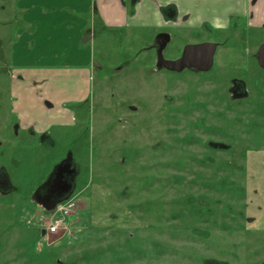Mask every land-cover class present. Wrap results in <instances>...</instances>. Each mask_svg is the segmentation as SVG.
I'll list each match as a JSON object with an SVG mask.
<instances>
[{"label": "rangeland", "instance_id": "374dc122", "mask_svg": "<svg viewBox=\"0 0 264 264\" xmlns=\"http://www.w3.org/2000/svg\"><path fill=\"white\" fill-rule=\"evenodd\" d=\"M20 1L0 0V165L13 187L0 194V264H263L264 72L254 54L264 29L210 39L170 21L167 58L189 42L218 43L210 72L177 74L157 68L153 30L129 29L124 38L83 18L81 34L94 32L84 51L42 43L40 32L30 37L35 17L25 13L38 4ZM54 9L53 19H41L46 30L56 21L59 30L72 26L63 18L59 27V17L78 13ZM85 53L90 79L68 76ZM235 80L243 96L233 93ZM21 106L33 110L35 129L57 110L74 117L42 142L34 128L13 134ZM68 160L77 166L70 193L45 204L40 191L62 182L56 168ZM70 199L67 231L47 236L42 222Z\"/></svg>", "mask_w": 264, "mask_h": 264}, {"label": "crops", "instance_id": "0c3cea01", "mask_svg": "<svg viewBox=\"0 0 264 264\" xmlns=\"http://www.w3.org/2000/svg\"><path fill=\"white\" fill-rule=\"evenodd\" d=\"M20 2L24 4L25 9L31 8L34 4H38L36 5L38 7L37 9L35 8L32 11L27 10L25 12L27 17H35L32 22L35 24V27H33L32 32L29 33L31 38L38 35L40 32L42 43L46 41H48V43L55 41L54 45L65 47L66 44H69L70 48L81 49V51L85 45L87 46L89 44L87 34H85V36L81 34L80 26L82 25L81 20L83 18H86L89 25L92 27L96 25L98 19L101 27H109L110 29L120 32L128 31L133 28H159L163 26L160 7L167 5H174L179 18L183 17L187 19V25L190 27H196L202 22H208L216 29H223L232 25V19L238 18L250 19L249 23L252 26H260L264 23V0H257L254 4H251V0H21ZM61 7H67L69 11L78 14L75 17L71 16L72 18L59 17V19L61 18L59 27H62L61 21L63 18H67L66 20L73 19V27L70 25L67 30H59L56 21V26L53 27V31L46 30L41 24V19L46 16H50V18L53 19V15L57 13V10L53 12V15L49 14V11H53L52 8L58 9ZM56 18L58 19V17ZM74 20L76 21L75 24ZM53 24L54 23L51 22V26ZM76 26L78 29H75L77 28ZM40 27H43V29H39ZM59 35L62 37L57 38ZM20 52L19 58L25 56L24 53ZM85 57L86 58L82 60H85V63L73 66L71 68L72 70L67 69L65 73H68V76L71 77H76L79 75L78 73L84 75L85 68L90 64L88 53H85ZM65 59L69 60V58ZM65 68L68 67L66 66ZM35 71L34 74H27L28 83L32 79L38 81L37 75H39V71ZM85 75L89 80L88 71ZM18 110L24 116V126L31 125L35 129L36 125L33 121L35 118L31 116V114L34 115L33 110H31V108L25 109V106H21ZM65 117H71L73 119L74 113L70 112L68 114H63L57 110L53 113L51 119L41 120V128L37 127L35 130L38 132H49L52 126L61 125V123H63L62 118L65 119Z\"/></svg>", "mask_w": 264, "mask_h": 264}, {"label": "flooded vegetation", "instance_id": "af4514ba", "mask_svg": "<svg viewBox=\"0 0 264 264\" xmlns=\"http://www.w3.org/2000/svg\"><path fill=\"white\" fill-rule=\"evenodd\" d=\"M255 1H257V0H251V4H254ZM160 14H161V22H163L162 23L163 26L159 27V28H147V29L153 30V32H151L150 35L153 34V36H154L153 37V40H154L153 47H154L155 55H156V66H157V60H158L157 53L159 50H161V54H162L164 60L176 61V60H179L182 58L183 50L188 45H200V44H206V43H210V44L215 45L213 64H212L211 69L207 72H197V71L192 70V69H184L182 72H174V71L166 70L165 68L157 67L159 69H162L163 71H167V72H171V73H177V74H181L185 71L194 72L197 74H206V73L210 72L214 68V65H215V57H216L217 50H218V43L216 41H204V42H199V43H190L189 42V43L184 44L183 47L180 49V53H179L178 58H176V59L167 58V57H165L164 54H165V51H166L167 46L169 44L170 36L167 33H165V31H163V28L166 29L167 28L166 26L168 25V23L170 21H173L172 23H176V20H177V25L179 26V28L181 30L193 29V30H198L200 33L204 32L206 34V37H208L210 39H212V37L214 36V34L216 32L226 31L230 28L233 29V28L237 27L238 29L241 28V29H247V30L250 28L264 29V23L261 24L260 26H252L249 23L250 19H248V18L232 19L231 20V22H233L232 25L227 27V28H223V29H216L213 26H211V24H209L208 22H202L200 25H198L196 27H193V26L190 27L187 25V19H185L183 17L179 18L178 12H177L176 7L174 5H167L164 7H160ZM89 28L93 29L94 27L89 25ZM133 29H135V28H133ZM111 30H113V29H111ZM113 32H120V31L113 30ZM121 32H123L125 34L124 38H126L127 37V33H126L127 31H121ZM130 33L132 35L131 31H130ZM85 34H87V37L89 38V43H90L91 42V36H94V32H93V35L91 33V36H90V30L88 29L87 32L84 33L83 35L85 36ZM128 36H130V35H128ZM198 36H200V34ZM133 42H134V40L132 39V41L130 43L133 44ZM263 43H264V41L259 44L258 48L256 49L254 56H255L256 63H257L259 70L264 72V68H261L258 65V50H259L260 45ZM32 81L35 82L36 80L32 79ZM28 84L30 85L32 83L29 82ZM32 86H34V84ZM232 91L237 96H243L244 95L243 82L240 80H235L233 82ZM16 93H18V92H16ZM18 128L20 129V132H24L25 134H30V133L35 132L33 130V126H31V125L24 126L23 121H21V123L20 122H17V123L13 122L12 123L11 129L13 130V134H15V135L18 134ZM46 133L47 132H44V131L38 133L41 136L42 142H44L46 139H48V136L46 135ZM19 135H20V133H19ZM218 144H223V143H218ZM0 145H1V141H0ZM224 145H226V144H224ZM217 149H219V148H217ZM227 149H219V150H227ZM56 170H57L58 175H60L58 177L61 178L62 182L56 183L54 188H52L51 185H50V187L45 188L44 193L41 190L40 191L41 195H39V197H37L40 201H44L45 204L53 205V204L57 203L60 199L67 196L70 193L71 188L73 187L72 181H73V179L77 173V166L75 165V163L72 160L64 161L63 163L59 164V166H57ZM12 188L13 187L11 185L10 178L8 176V173H7L5 166L0 165V194H7L8 192H10V190ZM41 197H42V199H40ZM56 207L54 208V210L56 209ZM45 234H46V232H45ZM47 236H51V235H47ZM231 257L234 258L235 260L238 259V255L234 254V253L231 254ZM199 264H229V262L227 260H216L215 258H212V257H201V258H199Z\"/></svg>", "mask_w": 264, "mask_h": 264}, {"label": "water", "instance_id": "95a60500", "mask_svg": "<svg viewBox=\"0 0 264 264\" xmlns=\"http://www.w3.org/2000/svg\"><path fill=\"white\" fill-rule=\"evenodd\" d=\"M215 45L206 43L200 45H188L184 48L182 58L176 61L163 59L161 50L157 53V67L165 68L169 71L182 72L184 69H192L197 72H207L213 64ZM258 65L264 68V43L258 50ZM211 147L217 149H227L224 144L211 143Z\"/></svg>", "mask_w": 264, "mask_h": 264}, {"label": "built area", "instance_id": "2783aa9c", "mask_svg": "<svg viewBox=\"0 0 264 264\" xmlns=\"http://www.w3.org/2000/svg\"><path fill=\"white\" fill-rule=\"evenodd\" d=\"M75 208L74 199H70L62 204H59L54 210L52 216L42 222L46 235H56L59 232H66L68 229V223L66 218L73 212Z\"/></svg>", "mask_w": 264, "mask_h": 264}]
</instances>
